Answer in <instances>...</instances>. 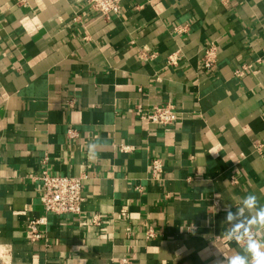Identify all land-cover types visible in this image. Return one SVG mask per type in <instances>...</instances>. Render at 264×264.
<instances>
[{"label":"crops","instance_id":"0c3cea01","mask_svg":"<svg viewBox=\"0 0 264 264\" xmlns=\"http://www.w3.org/2000/svg\"><path fill=\"white\" fill-rule=\"evenodd\" d=\"M263 49L264 0H123L110 20L89 0H0V244L12 264L252 262L246 234L264 245ZM168 103L172 125L141 119ZM44 168L82 179L80 214L45 212ZM43 216L31 242L26 226Z\"/></svg>","mask_w":264,"mask_h":264},{"label":"built area","instance_id":"2783aa9c","mask_svg":"<svg viewBox=\"0 0 264 264\" xmlns=\"http://www.w3.org/2000/svg\"><path fill=\"white\" fill-rule=\"evenodd\" d=\"M122 2L123 0H89L91 8L106 20H110L120 13ZM217 60L218 48L215 43H212L203 50L202 66L206 69H211ZM177 62V54L170 56L168 60L169 65H175ZM176 116V105L168 103L155 106L150 112L142 115L141 119L147 124L168 127L175 122ZM150 168L152 177L158 178L162 176L164 172L163 160L161 158L152 159ZM36 178L42 184L43 194L41 204L46 213H52L57 216L63 214L78 215L81 213L85 196L80 177L56 174L44 168L38 173ZM99 219V215L93 217L94 222H98ZM46 224V216L30 221L26 226L27 238L31 242L40 241L44 236L41 227ZM148 236L154 237L155 231L150 229ZM254 237L255 233L249 232L246 234L245 239L252 240ZM0 264H12V250L3 244H0ZM249 264H253V261Z\"/></svg>","mask_w":264,"mask_h":264},{"label":"clouds","instance_id":"9594fccd","mask_svg":"<svg viewBox=\"0 0 264 264\" xmlns=\"http://www.w3.org/2000/svg\"><path fill=\"white\" fill-rule=\"evenodd\" d=\"M95 148H96L95 144L89 145V154L90 155H92L94 153ZM245 204L248 207H254L256 204L255 197L249 196L245 200ZM228 218L231 219L232 218L231 215H229ZM257 220L261 223H264V209H262L261 211H259L257 213ZM262 247H264V245H261L254 240L249 241L248 251H250L252 253L253 264H264V250H262ZM230 264H246V261L244 258L236 256V257H233L231 259Z\"/></svg>","mask_w":264,"mask_h":264}]
</instances>
